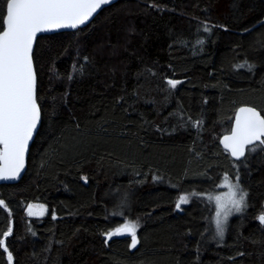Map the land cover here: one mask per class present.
I'll return each mask as SVG.
<instances>
[{"label": "trees", "instance_id": "1", "mask_svg": "<svg viewBox=\"0 0 264 264\" xmlns=\"http://www.w3.org/2000/svg\"><path fill=\"white\" fill-rule=\"evenodd\" d=\"M33 61L41 125L0 186L12 264H264V145L236 161L219 142L239 106L264 115V0H119ZM225 175L247 201L220 239L206 195ZM125 223L135 248L106 235Z\"/></svg>", "mask_w": 264, "mask_h": 264}, {"label": "snow or ice", "instance_id": "2", "mask_svg": "<svg viewBox=\"0 0 264 264\" xmlns=\"http://www.w3.org/2000/svg\"><path fill=\"white\" fill-rule=\"evenodd\" d=\"M109 2L110 0H4V8L0 11V179H15L19 175L24 166L28 142L40 120L32 59L37 34L83 25L101 6ZM178 83L180 82L175 80L168 81L173 88ZM239 111L235 128L222 141L224 147L237 159L245 155L247 146L254 145L257 141L264 145V115L254 107H243ZM224 186L228 188L224 197H209L215 200V225L220 237L224 235V225L229 215L246 207L247 196L240 189L238 178L233 183L225 175ZM187 203L189 196L180 195L176 208ZM0 206L6 207L4 201L0 200ZM33 214L30 206L29 215ZM258 220L264 224V214ZM137 227L136 224L125 223L106 235L111 239L113 236L130 234L131 247L135 248L138 243ZM10 234L11 229L0 233L3 237ZM0 248L7 253L9 264H12L13 257L4 239H0Z\"/></svg>", "mask_w": 264, "mask_h": 264}, {"label": "water", "instance_id": "3", "mask_svg": "<svg viewBox=\"0 0 264 264\" xmlns=\"http://www.w3.org/2000/svg\"><path fill=\"white\" fill-rule=\"evenodd\" d=\"M117 1H119V0H110V2H109L108 4L101 6V8H99V9L93 14V16L90 17V19H89L88 21L85 22V24H83V25H78L76 28L67 27V28H60V29H52V30H49V31H46V32H43V33H38V34H37V38L35 39V41H34V43H33V51H34V48H35L36 41H37V39H38V37H39L40 35H42V34H52V33L63 32V31H74V30H77V29H79V28L86 27L87 25H89V24H90V23H91V22H92V21H93V20H94L99 14H100V12H101L105 7H107V6H109V5H112V4L116 3ZM32 59H33V53H32ZM33 68H34V71H35V74H36V69H35L34 61H33ZM36 96H37V74H36ZM37 102H38V101H37ZM38 105H39V103H38ZM39 107H40V105H39ZM243 107H254L257 111H259V112L261 113V115H263V113L261 112V110H260L259 108L255 107V106H252V105H249V104L241 105V106H239V107L237 108V110H236V112H235V114H234L233 122H232V126H231L230 131L227 132V133H224L223 135H221L220 140H219L220 145L222 146V148H223L224 150H226V151L230 154L231 158L234 159V160H236V161H239V160L244 159L245 156H246L247 153H248L249 148L252 147V146H254V145H256V144H259V142L257 141L254 145H249V146H247L246 149H245V155H244L243 157L237 159V158H235V157H233V156L231 155V152H230L228 149H226V148L224 147V144L222 143V141H223V139H224L225 136H229V135H231L232 130L235 128V125H236V117H237V115L240 114V111H239V110H240L241 108H243ZM41 120H42V114H41V108H40V120H39V122H38V124H37V128H36V130H34V132H33L32 139L29 140V142H28V148H27V150H26V152H25V154H24V166H23V168L20 170L19 175H18L15 179H0V186H1L2 184H15V183H18V182L22 179V177L24 176V174H25V172H26V170H27L28 155H29L30 145H31V143L33 142V140H34V138H35V136H36V134H37V132H38V130H39V128H40ZM0 200H2V199L0 198ZM0 207H1V206H0ZM54 218L57 219L58 216L55 215ZM123 235H127V233H125V234H123Z\"/></svg>", "mask_w": 264, "mask_h": 264}, {"label": "rangeland", "instance_id": "4", "mask_svg": "<svg viewBox=\"0 0 264 264\" xmlns=\"http://www.w3.org/2000/svg\"><path fill=\"white\" fill-rule=\"evenodd\" d=\"M233 183H236L237 182V180H232L231 178H229ZM239 186H240V184H239ZM240 189H242L241 188V186H240ZM243 190V189H242ZM244 191V190H243ZM244 192H246V191H244ZM228 193V188L227 187H225L224 186V179L222 180V182L220 183V185H219V190H218V192H214V193H212V194H210L209 196H207L206 195V198L208 199V200H210L211 202H213V204H214V206H215V210H214V214H213V224H214V228H215V231H216V225H215V214H216V204H215V200L214 199H209V197L211 196V197H215V196H222V197H224L226 194ZM246 198H247V196H246ZM246 201L247 200H245V203H246ZM245 208L246 207H244V208H242V210L240 211V212H235V211H233V213L231 214V215H229V217H228V219H227V221H226V223H225V225H224V235H223V237H225V234H226V232H227V228H228V225H229V222H230V220L232 219V217H234V216H236V215H240V214H242L243 213V211L245 210ZM46 208L45 207H43L42 205H39V204H33V205H31V211L34 213V214H36V213H39V214H41V212H46ZM216 234H217V231H216ZM223 237H220V236H218L217 235V238H223Z\"/></svg>", "mask_w": 264, "mask_h": 264}]
</instances>
